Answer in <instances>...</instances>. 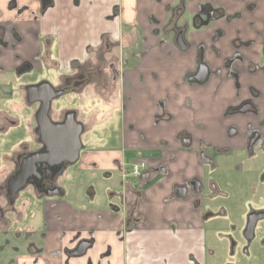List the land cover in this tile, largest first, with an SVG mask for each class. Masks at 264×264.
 <instances>
[{
  "label": "flooded vegetation",
  "instance_id": "obj_1",
  "mask_svg": "<svg viewBox=\"0 0 264 264\" xmlns=\"http://www.w3.org/2000/svg\"><path fill=\"white\" fill-rule=\"evenodd\" d=\"M95 1L109 7V13L92 11ZM109 1L63 0L64 11L86 13L74 23V30H84L76 41L80 53L65 64L54 60L46 67L45 58H34L19 61L11 70L0 67V251L8 249V263H26L18 252L33 249L32 263H39V251L54 241L51 255L62 254V264H70L94 248L93 232L81 235L71 230L70 235L58 230L60 212L69 199L68 171L89 153L84 139L89 143L95 136H105L109 116L117 113L119 122L113 125L123 163L112 164L122 180L117 203L109 205V211L113 221L121 215L123 225L114 236L125 241L130 234L137 235L143 264H264V92L250 85L252 66L261 68L264 78V65L250 62V38L227 36L234 23L250 28V0H166L161 19L152 10L162 0H139L152 3L134 6L130 23L125 21V0H112L111 5ZM236 1L242 4L240 9H235ZM10 7L16 8L15 0ZM40 7L33 15L36 20L54 7V0H40ZM91 16L101 21L94 35L87 29ZM108 23L115 28H106ZM199 30L203 35L195 43L190 38ZM49 36L43 37L45 45ZM21 40L16 26L0 27V55ZM156 46L168 55L173 48L184 58L194 49V67L180 81L184 88L175 82L171 93L174 101L183 91L190 96L179 107L166 92L156 102L160 114L149 116L150 128L161 139L154 140L137 122L131 123L128 130L134 131L136 141L130 147L120 142L126 106L116 99L118 90L128 87L125 60L128 54L139 60ZM202 65L206 74L199 81ZM49 68L57 71L53 80L40 72ZM38 85V98L29 99L28 88ZM199 90L211 91L208 100L197 95L204 114L200 129L203 135L211 134L196 137L182 130L170 140L162 138L160 131L182 120L184 110H191L195 120L193 100ZM70 94L81 102L73 105ZM64 95L67 102H59ZM211 123L218 127L214 134ZM74 149L75 160L63 158ZM137 161H143L144 169L138 177L128 175V166ZM160 190L165 192L160 199H148L147 193ZM47 216L56 232L48 239ZM70 222L63 224L69 227ZM109 251L107 247L96 264ZM85 264H93L90 257Z\"/></svg>",
  "mask_w": 264,
  "mask_h": 264
},
{
  "label": "crops",
  "instance_id": "obj_2",
  "mask_svg": "<svg viewBox=\"0 0 264 264\" xmlns=\"http://www.w3.org/2000/svg\"><path fill=\"white\" fill-rule=\"evenodd\" d=\"M10 1L11 0H0V27L7 30L11 26H16L22 35V40L0 55V67L2 69L11 70L19 61L24 59L31 60L34 58H45L46 61L45 64H43L46 65V67H51V63L54 60H58L65 64L67 60L76 53H80V44L77 45L76 41L78 40L77 36H80L84 30H74V23L79 17L80 19L82 16L85 18V12L80 13L73 10L64 11L63 0H54V7L45 9L43 17L36 20L33 15L40 12V0H15L16 8L10 7ZM112 2L113 1L110 0L108 2L109 5H111ZM151 3L150 1L144 3L139 0H125L123 3L127 17L125 21L128 23L132 22L131 17L134 16L135 12L133 10L134 6L144 8ZM165 3L166 0H162L153 7L152 12L158 16V19H161L162 6ZM94 6L95 7H92L91 10L97 13L104 14L110 11L109 7L102 6L99 1H95ZM234 6H236L235 9H240L242 4L236 1ZM19 9L23 10L18 15L17 10ZM81 10L82 9H79L78 11ZM89 20L91 23L89 22L90 26L87 29L94 35L101 21L99 17L95 16H91ZM106 28L114 29L115 24L108 23L106 24ZM160 28L159 26L158 29ZM231 28L232 29L227 32L228 38L236 36L241 39L250 38V62L255 65H264V60L260 56L261 47L262 45L264 46V0H250V28H244L241 24L235 23ZM32 30H36V33H31ZM202 32L203 30L193 31L190 40L195 43L199 42L200 37L203 35ZM45 35H50V43L48 45L44 43L43 37H45ZM4 37L10 39L11 36L5 33ZM57 40L60 44H57ZM172 51V54L168 55L166 52H161L156 46L151 52L147 53L139 60L137 56L135 57L131 54H128L126 57L124 67L126 68V83H128V87L125 86L124 89L120 88L118 90L120 94L119 99L118 96H116L118 103L121 104V101L124 100L123 103L126 106L122 114L123 118L120 121L124 133V138L121 137L120 142L124 140L130 147L134 146L136 134L134 131L131 132L128 130V125L135 122H137L140 128L145 130L151 137H154V140L160 137V135L155 137L153 130L150 128L151 119L149 116L155 111L160 114V109L156 107V102L163 99L166 92L170 94L172 101L175 100L171 95V93L176 90L173 87L174 83L178 82L183 86L180 81L185 71H189L194 67L195 62L194 49L189 50V57L187 56L186 58L173 48ZM43 64H40V67L41 65L43 66ZM215 65H213V67H215ZM35 66H39L38 61H35ZM260 70L261 68L252 66L250 85L264 92V78ZM155 75L156 77H154ZM141 77L142 80H140ZM182 88H184V86ZM185 96H190V94L185 91L179 93L174 102H177L176 104L179 105V107H184L183 98ZM199 101H201L200 96L194 97L193 102L195 111L197 112L195 120L191 119L190 115L192 114H190L189 111L183 109L185 114L182 120L174 122L173 125H170L167 129L160 131L163 133L162 138L170 140L182 130L193 133L196 137L209 136L211 133H205L203 135L200 129V126L204 124V114L201 112L202 109ZM146 109L148 113L145 112ZM141 116L145 119L141 120ZM211 126L213 129H211L210 132L214 134L217 132L218 127L217 125L213 127V123H211ZM106 153L109 154V156L115 155V157H117L113 159V161L118 160L119 163H123V155L118 150H101L97 153L92 152V155L101 156L106 155ZM109 160L108 163L111 167V159ZM102 165H104V163H102ZM163 195H165V192L161 190L154 191V193L152 191L147 193V197L151 201H157ZM63 209L60 212L58 230L67 231L66 233L69 234L70 231L73 230L80 232L81 235L93 232L94 239L96 240L94 248L88 250L86 255L70 260V264H85L87 263V257H90L92 263L96 264L99 255L103 253L107 247H110V251L108 256L100 260L101 264H143L137 254V235L132 233L129 239L125 241H120L114 236L116 231L122 229L123 224L121 215H117L116 221H113L112 214L108 210L105 211V213L108 214L104 216L106 218L102 216L96 218L95 212L80 211L78 207L68 210ZM52 220V218L46 217V223L48 225V228H46L47 239L49 237L53 238L54 235H56V232L52 229ZM68 220H71V226L69 227L63 224ZM69 234H67L65 238H68ZM189 238L191 240L193 235H190ZM64 240L66 241L67 239ZM55 247L54 241L47 242L45 247L37 254L40 258L39 263H32V259L35 257V255H33V249H26L25 251L18 252V254L25 259L26 263H8V258L10 256L8 249L1 250L0 264H62L64 262V255H51ZM17 257H19V255H17ZM180 258L184 259V257Z\"/></svg>",
  "mask_w": 264,
  "mask_h": 264
},
{
  "label": "rangeland",
  "instance_id": "obj_3",
  "mask_svg": "<svg viewBox=\"0 0 264 264\" xmlns=\"http://www.w3.org/2000/svg\"><path fill=\"white\" fill-rule=\"evenodd\" d=\"M46 74H50V79L53 80L55 74L57 73L56 69L49 68L40 71ZM197 92V95H201L202 97H208L211 91H207L206 93H201L202 91ZM118 99L120 98V94H117ZM67 95H64L60 98L59 102L66 103ZM69 97L72 100L73 105H77L81 102L80 97L75 94H70ZM210 98V97H209ZM117 99V97H116ZM206 99V98H205ZM97 100V99H96ZM208 100V99H206ZM211 100V98L209 99ZM99 102L98 100L95 103ZM192 114V111H189ZM185 114V111L182 113V117ZM117 117V120H116ZM115 115L112 113L109 116L108 126L106 127L105 136L101 139L100 137L95 136L89 139V143L84 139L87 146V152H99L101 150H117L119 148V136L117 133V129H114L113 123L118 121V114ZM192 117V115H190ZM119 122V121H118ZM118 136V137H117ZM90 150V151H89ZM115 155H110L106 153V155L101 156H93L92 154L84 155L82 157L81 164L79 166H73L68 173L70 174L67 182L69 184V199L63 201V208L67 209L69 206L78 207L80 211H91L95 212L96 218L105 215V211H109V205L117 203V194L120 189V182L122 180V176L117 171V167L114 166L113 159H115ZM111 159V167L108 163ZM93 163L96 164L95 167L91 166ZM104 163V165H102ZM108 163V164H107ZM183 163H179L178 166ZM177 167V164L175 165ZM184 166V165H183ZM174 170V168H173ZM132 165L128 166L127 174H131ZM116 192V193H115ZM113 194V195H112ZM108 204V205H107ZM39 222V219H38Z\"/></svg>",
  "mask_w": 264,
  "mask_h": 264
},
{
  "label": "water",
  "instance_id": "obj_4",
  "mask_svg": "<svg viewBox=\"0 0 264 264\" xmlns=\"http://www.w3.org/2000/svg\"><path fill=\"white\" fill-rule=\"evenodd\" d=\"M205 74H206V67L202 65L199 68L197 79L199 81L203 80V78H205ZM39 88H40L39 85L38 86H31L28 88V91H29L28 96H30L29 99L31 98L33 100V99L38 98V97H35V94H36L37 90H39ZM41 110H42V114H44L45 113V106L44 105L41 107ZM69 141H70V143L72 142V140H70V139H69ZM74 141H75V144L77 142H79V140H77L76 137H75ZM76 157H77L76 149L72 150L71 153L69 154V156L63 155V158L67 159L69 161L75 160Z\"/></svg>",
  "mask_w": 264,
  "mask_h": 264
},
{
  "label": "built area",
  "instance_id": "obj_5",
  "mask_svg": "<svg viewBox=\"0 0 264 264\" xmlns=\"http://www.w3.org/2000/svg\"><path fill=\"white\" fill-rule=\"evenodd\" d=\"M143 169H144L143 161L135 162L132 168V173H131L132 176L138 177Z\"/></svg>",
  "mask_w": 264,
  "mask_h": 264
}]
</instances>
